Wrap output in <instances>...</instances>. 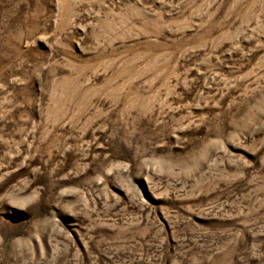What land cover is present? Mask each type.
<instances>
[{
	"label": "rangeland",
	"instance_id": "rangeland-1",
	"mask_svg": "<svg viewBox=\"0 0 264 264\" xmlns=\"http://www.w3.org/2000/svg\"><path fill=\"white\" fill-rule=\"evenodd\" d=\"M0 264H264V0H0Z\"/></svg>",
	"mask_w": 264,
	"mask_h": 264
}]
</instances>
